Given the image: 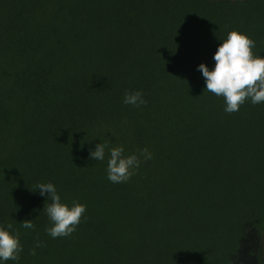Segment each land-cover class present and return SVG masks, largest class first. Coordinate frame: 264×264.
I'll return each instance as SVG.
<instances>
[{
	"label": "trees",
	"instance_id": "trees-1",
	"mask_svg": "<svg viewBox=\"0 0 264 264\" xmlns=\"http://www.w3.org/2000/svg\"><path fill=\"white\" fill-rule=\"evenodd\" d=\"M233 30L264 56V0H0V264H264V103L226 113L198 70ZM101 142L153 158L112 183ZM39 183L86 206L71 236Z\"/></svg>",
	"mask_w": 264,
	"mask_h": 264
},
{
	"label": "clouds",
	"instance_id": "clouds-1",
	"mask_svg": "<svg viewBox=\"0 0 264 264\" xmlns=\"http://www.w3.org/2000/svg\"><path fill=\"white\" fill-rule=\"evenodd\" d=\"M256 43L246 34L238 31H230L227 38L218 46L213 60L215 66L210 70L201 63L198 70L205 80V90L217 97H222L225 102L224 111L234 113L239 111L245 102L253 105L264 103V56L254 54ZM123 103L134 107L146 105L141 91L125 92ZM108 149L107 178L112 183H123L131 179L143 161L153 158V154L144 148L137 154L124 155L122 146L109 147L107 142L96 144L94 150H90V159L103 161L105 150ZM33 192L39 190L41 196L47 194L43 212L47 215L50 227L46 233L53 239L69 237L74 233L81 222L86 206L73 201L71 206L61 201L55 185L52 183H39ZM33 220H24L21 226L25 229L35 230ZM13 229L11 223L7 227L0 226V261H19L23 246L20 242L19 232ZM42 243L37 235L35 246L30 249L31 255H36V248Z\"/></svg>",
	"mask_w": 264,
	"mask_h": 264
},
{
	"label": "rangeland",
	"instance_id": "rangeland-1",
	"mask_svg": "<svg viewBox=\"0 0 264 264\" xmlns=\"http://www.w3.org/2000/svg\"><path fill=\"white\" fill-rule=\"evenodd\" d=\"M258 248H260V255L264 257V240L260 243Z\"/></svg>",
	"mask_w": 264,
	"mask_h": 264
}]
</instances>
